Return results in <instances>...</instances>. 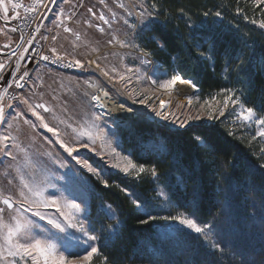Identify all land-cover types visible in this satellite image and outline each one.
I'll return each mask as SVG.
<instances>
[{
	"label": "trees",
	"instance_id": "trees-1",
	"mask_svg": "<svg viewBox=\"0 0 264 264\" xmlns=\"http://www.w3.org/2000/svg\"><path fill=\"white\" fill-rule=\"evenodd\" d=\"M150 1L155 5V24L139 32V45L143 51L151 52L154 67L171 73L179 69L185 77L192 76L200 98L222 88L240 90L241 102L264 116V29L252 23L249 6L241 0ZM205 12L209 13L207 17ZM216 12L221 17H216ZM191 36L216 37L214 61L197 59ZM253 49L256 57L247 65ZM240 52L247 67L238 80L235 71L228 76L223 69L225 62ZM237 63L232 59L228 68L234 70ZM218 117L208 121L214 125L207 141L211 147L194 142V137L201 134L199 130L170 128L145 117L116 127L120 147L129 151L137 164L149 170L155 166L159 178H153L150 171L138 179L108 173L104 178L109 187L105 188L89 177L90 214L104 229L120 222L117 235L101 231V224H96L99 253L92 264H104L105 257L107 264H264V171L249 174L237 166L231 187L224 179L233 172L232 162L237 157H247L256 165L264 163L260 154L264 140H252L254 127L231 121L235 128L229 130L226 117ZM123 187L147 199L155 208L152 215L191 211L185 205L195 201L200 221L214 222L217 228L205 239L186 230L172 232L161 220L140 225L137 217L145 218L144 213L133 211L131 198L120 190ZM161 191L167 201L158 196ZM109 204L117 213L114 219H108L101 210ZM213 242H221L222 250L213 249Z\"/></svg>",
	"mask_w": 264,
	"mask_h": 264
},
{
	"label": "snow or ice",
	"instance_id": "snow-or-ice-1",
	"mask_svg": "<svg viewBox=\"0 0 264 264\" xmlns=\"http://www.w3.org/2000/svg\"><path fill=\"white\" fill-rule=\"evenodd\" d=\"M43 2L44 0H33L30 5H25L16 2V0H0V13H2V17L0 18L4 21L17 19L20 17L19 9L23 8L25 13L30 14L35 12ZM49 2L55 3L56 0H49ZM63 2L64 4H68L69 0H63ZM101 3H103V0H101ZM254 3L258 6L264 4V0H254ZM118 7L124 9L127 16L131 17L133 15V12L123 2H120ZM139 7L142 9L138 12L139 22L142 25L140 30L142 31L144 28L155 24V17L153 13L148 12L144 8L142 3ZM239 11L237 9V12ZM88 12L95 15L92 8H89ZM208 15V12L204 13L205 17ZM215 15L216 17H221L220 12H216ZM113 16H115V13H113ZM71 18V16L65 17V19ZM98 18L105 24L109 23L103 15H100ZM57 19H59V16ZM84 23L90 24L89 21H85ZM252 23L258 24L260 29H264V19L253 20ZM62 24L63 22L61 21V24H58L57 27H60ZM124 24L133 29L137 27L136 24H129L127 19H124ZM12 31H16V29H12ZM35 31L39 32L40 29L36 28ZM64 31L72 32V29L64 26ZM99 31L103 32L104 29L99 28ZM193 31L195 32L197 29L194 28ZM73 35H75L77 40L80 39L79 33H73ZM42 38L45 40L48 39V37ZM51 39L55 41L57 37L52 36ZM190 40L191 47L195 49L198 60L214 61L217 50L216 37L191 36ZM113 42L121 47L129 46L124 40L118 39L116 36H112L107 41L108 44H113ZM28 43L32 44L33 40H29ZM157 44L163 47L159 41H157ZM205 44L208 45L207 48L204 47ZM245 45L247 46L246 41ZM28 50L25 48L24 51L27 52ZM93 51L95 52L97 49H93ZM50 52L51 56L42 55L40 59H51L53 63H63L65 57L62 54H58L56 48L50 49ZM15 55L16 53L13 52L12 56ZM143 55L147 57L149 53L144 52ZM242 55L243 53L240 52L235 57H231L225 62V68L223 69L227 72L228 76H231L232 72L235 71L238 80L240 74L246 72L247 65H251L256 57L255 50L253 49L246 65L241 59ZM19 58L25 59L23 53L20 54ZM100 59L97 56L96 59H91L88 63L89 65L95 64L96 68L101 69V64L98 62ZM103 59L106 60L107 57L105 56ZM232 59L238 61L234 70L228 68V64L231 63ZM121 60H123V57H121ZM261 60L264 62V53L261 54ZM142 63H147V61H142ZM68 66L80 68L84 65L80 59H75L74 61H70ZM262 70H264V67H262ZM8 71L9 69L6 67V64L0 62V81L5 80L3 73ZM18 71L19 67L17 66L16 69L11 70V75L16 76ZM101 71L104 76L110 77L112 80H118L121 85H125V81H127V84L132 83L131 76L124 75V72L133 75H136L137 72V70L124 65H121L119 69L113 66L108 70L101 69ZM153 75L168 76V73L159 72L158 68H154ZM26 77H29L27 71L20 75L19 79L7 80V86L0 90V164H3L5 159L8 160L3 172L6 183L0 186V264H92L93 257L99 253V248L95 243L99 239L98 235H96V224H101V231L106 230L110 235H117L120 222L117 220L115 225H110L108 229H104L103 224L90 214L87 193L92 190V187L88 183V180L81 174L80 169L59 164L61 168L67 167V171L60 178L64 181L60 187H57L56 184L51 183L50 179L44 177V173L47 171L45 162L34 159L28 147L24 146L20 140V135L23 131L20 120H22L23 125H26L31 130V132L25 133L27 138L34 139L35 137L32 135V132L37 128L44 129L46 133L51 134V137L44 136L46 143L58 145L77 165H80L88 173L96 176L105 188L109 187L108 180L87 159L79 158L77 146L80 145L88 148L89 145H96L99 140L101 150H103L105 142L108 143L109 147H111L112 142L106 141L105 133L99 128L97 121L101 117L98 114L92 113L89 115L85 113L78 121L74 120L70 115L67 118L60 119L57 116L56 107L49 106L43 100L39 103H33L30 98H25L24 96L19 97L20 103L25 108L21 111H15V114L9 118L7 111H11L13 105L8 104L5 106L2 102L4 96L8 94L9 88L13 84L16 88L22 89L24 85L21 82ZM178 82L190 85L192 89L193 95L185 97L187 105H176L178 108L187 107L189 114L181 118L174 112H166L163 110L166 102L161 101L160 110L153 109L156 117H160L163 120H169L171 118L173 123L178 124L179 128L184 131H188L189 129L199 130L201 134L194 137V142L211 147L207 141L208 137L214 132V125L205 121L203 117L207 116L209 120L219 119L214 113L219 112L220 115H223L229 104H231L233 107L238 106L239 108L237 113L238 120L247 122L248 125L253 123L256 125L255 135L252 137V140H256L257 138L264 140V116L257 118L256 110L241 102L240 95H238L240 90L234 88L220 89V93L217 95H223V107L214 108L209 100H204V103L200 105V109L207 108V111L201 112L200 109H197V114L193 115L191 113L196 108V103H199L198 97L194 103V95L199 91V88L192 76L185 79L179 69H173L170 77L160 83V87L166 89L174 88ZM156 83L157 81L153 79L152 84ZM85 84L92 87L89 81H85ZM84 95L87 96L88 93L85 92ZM102 95L107 97L108 92L103 91ZM52 99L56 100L57 97L53 95ZM91 100L98 104L101 96L91 95ZM149 100L150 98L146 97L138 102L140 104H146ZM211 100L216 101L217 97L212 96ZM41 110L44 114H42ZM60 111L67 113L68 110L66 106L61 105ZM128 112L130 113V118H138L141 115L140 112L133 108H129ZM27 113H30L31 117L35 119L27 118ZM46 114L51 115L52 120L55 121L54 124L49 123ZM196 121H201V123L197 124L195 123ZM53 137L54 139H52ZM85 140L87 141L86 143L84 142ZM116 145L117 147L120 146L119 138L116 139ZM93 151H95V148H93ZM260 154L264 156V147L260 149ZM42 155L47 156L48 161L52 164L59 163L51 151H46ZM109 155L124 161L123 167L119 163L114 166L126 175H134L138 179L141 174L150 171L153 178H159V173L155 166L149 170L144 164L137 165L130 158L131 153L129 155H122L116 151L115 147H111ZM237 166H239L240 170L248 172L249 174L264 171V163L256 165L247 157H237L232 162L233 172L224 175V179L228 182L229 187H231L232 181L236 177ZM49 189H53V191H49ZM120 190L125 196L131 198L134 212L144 213L145 218L137 217L140 225L149 226L152 221L163 220L171 222L166 227L172 232L183 233L187 229L189 232L205 237V239H207L213 229L217 228L214 222L204 223L200 221L196 214L195 201L191 206L185 205L186 209L191 207V211L177 210L175 214L158 216L150 214L155 208L147 199L142 198L139 194L134 195L126 187ZM158 196L164 197L166 201L168 200V197L162 191L158 193ZM173 207L179 209L180 206L175 205ZM46 209H54L55 211L48 212L45 211ZM101 210L108 219H114L117 216L116 211L110 204L102 206ZM262 227H264V218H262ZM211 247L222 250V243L213 242ZM261 251H264V248ZM104 264H107V257L104 259Z\"/></svg>",
	"mask_w": 264,
	"mask_h": 264
},
{
	"label": "rangeland",
	"instance_id": "rangeland-1",
	"mask_svg": "<svg viewBox=\"0 0 264 264\" xmlns=\"http://www.w3.org/2000/svg\"><path fill=\"white\" fill-rule=\"evenodd\" d=\"M244 5H248L251 12V18L253 20H261L264 19V4L255 5L254 0H241ZM123 2L129 9L133 12L131 17L127 16L124 9L119 8L118 4ZM77 3V6H74ZM87 3H90L88 5ZM144 5V8L147 9L148 12L153 13L155 11V7H153L154 3L150 0H69L68 4H64L63 0H56L55 3L49 2V0H44L42 3L41 11L38 14V28L39 32L36 34V38L40 40V42L45 46L46 49L50 50L52 48H56L58 54L65 55L62 51L69 52H77L82 57L84 56V51L87 49L89 55L87 56V63L91 59H96L99 56L101 59L98 61L101 64V69L108 70L113 66H116L118 69L121 65L137 70L136 75L131 73L124 72L123 74L126 76H131L132 83L127 84L125 81V85H121L118 80H112L110 77H106L103 75L101 69L96 68L95 64L89 65L86 68V65L82 63L84 66L77 68V70L73 71H57L46 65H40L33 67L29 74V81L23 90L20 93V96H24L25 98H30L31 102L39 103L43 100V102L48 103L49 106H55L57 109V116L60 119L67 118V116H72L74 120H79L85 113L89 115L92 113L98 114L101 119L97 121L99 128L103 130L106 135V141H111V147H115L117 152H120L122 155H129V151L123 150L120 146L117 147L116 139L118 138L117 126H123L121 124H125L135 118L130 119L129 121L121 122L118 119L120 113L115 109L117 105L116 102H121L130 106L131 108L137 110L141 113L140 118L145 117L147 119L153 120L159 124L168 126L170 128H179L178 124H174L172 119L163 120L160 117L155 116V112L153 109L160 110V102H166V106L163 109L166 112H174L177 116L183 118L188 115L187 107L178 108L177 104L187 105V101L185 99L188 95H193L192 89H182L175 90L174 88L166 89L161 88L160 83L169 78L172 74L171 72H167L168 76L163 75H153L154 66L156 62L152 57H150V51H143L139 45L140 38V29L142 25L139 22L138 12L141 11L139 5ZM86 8L87 18L84 19L80 16L83 12V9ZM92 8L93 13H89L88 9ZM75 13V15H73ZM115 13V16H113ZM103 15L106 20L109 21L108 24H105L103 21L99 20V16ZM59 16V19L57 17ZM71 16V19H67L60 27H57L58 24H61V21H64L65 17ZM18 19V18H17ZM84 19V21H83ZM124 19L129 21V24H136L137 27L135 29L130 28L128 25L124 24ZM16 19H10V21H6L7 24H11L13 29L16 26ZM55 21V23H54ZM85 21L90 22L91 27H87L84 29ZM3 22V21H0ZM70 26L72 32H67L68 36H75L73 33H79L80 38H85L93 42V44H87V46H81L78 42L75 45H70L66 42H56L51 39L52 36L58 35L59 31L64 29V26ZM116 25V27H114ZM4 26V25H1ZM88 26V25H87ZM99 28H103L104 31L100 32ZM18 31V28L16 26ZM45 31V32H44ZM116 36L118 39L124 40L128 47H121L120 45L113 42V44H108L107 41L112 37ZM0 37H6L5 33H0ZM42 37H48L47 40ZM19 39V40H18ZM20 41V33L18 31V38L16 31H13L12 42L10 43V47L14 46V44ZM4 41V40H2ZM7 43V44H8ZM17 43V45H18ZM16 45V46H17ZM8 48V49H9ZM16 48V47H15ZM7 49V50H8ZM93 49H103L101 52H97L95 56H91L94 51ZM21 53L24 55V49L22 48ZM144 52L149 53L147 57L143 55ZM4 54V53H0ZM67 56V57H66ZM64 56L68 58V55ZM107 59H103L104 57ZM123 57V60H121ZM69 59L74 61L76 58L69 56ZM22 60V59H20ZM147 61V63H142V61ZM166 72V71H159ZM9 73H6L8 75ZM114 75V74H111ZM139 77V79H137ZM188 79L189 77H185ZM155 79L157 81L156 84H152V80ZM85 81H89L92 84V87H89L85 84ZM174 89V90H173ZM100 91H107L108 95L111 99H114L116 102H112L110 98L103 97L102 92L100 94L101 101L105 104L106 107L109 108V115H104L101 109L102 104H97L96 102L91 100V95H96ZM87 92L88 95L85 96L84 93ZM220 92H214L209 97L200 98L197 96V92L194 95V103L196 98H199V103H196V108L193 109V115L197 114V109H200V105L204 103V100H209L213 107H223V95H217ZM42 94V95H41ZM55 95L57 97L56 100L52 99V96ZM212 96H216L217 100L212 101ZM146 97L150 98L149 102L146 104H140L138 101L145 99ZM15 99L11 102H5V106L8 104L13 105V109L11 111H7V115L10 118L15 114V111H21L25 108L23 104L20 103L19 99ZM110 101V102H109ZM100 102V101H99ZM219 102V103H217ZM102 105V107L104 106ZM17 105H19L17 107ZM64 105L67 107V113H63L60 111V106ZM121 107V106H120ZM111 110L117 114H112ZM201 112H206L207 108L200 109ZM239 111L238 106L233 107L229 104L228 108L225 110L223 115H220L219 112H215L216 116H225L228 122V129L233 130L235 126L230 124L232 122H242V126H252L256 129V125L253 123L248 125L247 122L241 121L237 119V113ZM42 112V110H41ZM125 112H128L125 111ZM42 114H44L42 112ZM47 119L50 124H54L55 121L52 120L51 115L46 114ZM261 116L257 115V118ZM27 118L35 119L31 117L30 113H27ZM130 118V117H129ZM203 119L205 121H210L207 116H204ZM115 121V123H114ZM201 122V121H199ZM38 123V122H37ZM237 124V123H236ZM20 125L23 129L20 140L24 146L28 147L29 152L33 154L34 159H39L41 162H45V167L47 171L44 173V177L50 179L51 183L56 184L57 187L64 182L60 179L64 172L67 171V167H72L74 169H80L81 174L88 180L90 184V178H93L97 181H100L96 176L87 172L86 169H83L80 165H77L74 160L68 157L67 153H65L62 149L59 148L58 145L48 144L44 140V136L47 135L51 137L50 133H46V131L42 128H37L32 135L35 137L34 139L27 138L25 133L31 132L30 129L26 125H23L22 120H20ZM54 139V137L52 138ZM87 142L86 140L84 141ZM79 158L87 159L93 167L97 168L98 171L101 172L102 176L105 177L108 173L118 174L123 177H132L134 175H126L119 168H116L114 165L119 163L121 167L124 165V161L119 160L113 156H110L111 147H109L108 143L105 142L103 146V150H101L100 141H97L96 145H89L88 148L78 145ZM95 148V151H93ZM46 151H51L55 158L58 159V164H52L48 161L47 156H43L42 153ZM134 163L137 164L136 161L130 156ZM8 163V160L5 159L3 164H0V186H2L6 181L3 177V172ZM59 164L67 165V167L61 168ZM139 165V164H137ZM91 185V184H90ZM49 191H53V189H49ZM89 193H87V198L89 201ZM45 211L54 212V209H46ZM175 214V213H174ZM163 225L166 228L168 224L171 222L163 221ZM188 231L187 229H185ZM98 241L95 243L97 244Z\"/></svg>",
	"mask_w": 264,
	"mask_h": 264
},
{
	"label": "built area",
	"instance_id": "built-area-1",
	"mask_svg": "<svg viewBox=\"0 0 264 264\" xmlns=\"http://www.w3.org/2000/svg\"><path fill=\"white\" fill-rule=\"evenodd\" d=\"M16 2L25 4V5H30L33 2V0H16ZM41 7H42V4L37 8L35 12L30 13V14L25 13L23 8L18 10L20 12V17L16 19L15 21H16V26L18 28V31L20 33V41L18 45L16 46V48L13 49L12 51L8 52L7 54H0V62L5 63L6 67L9 69V71L6 72V73H9L8 75H6V73H3V75H5V80L0 81V90H2L3 87L7 86V80L19 79V76L22 75L25 71H27L30 74L32 68L36 66L46 65L54 70L63 71V72L77 70V67L68 66L69 62L72 61L69 58H65L63 63H53L51 59L49 60L40 59V56L42 55L51 56L50 50L46 49L45 46L40 42V40L36 38L37 32L35 30L36 28H38L37 17H38L39 12L41 11ZM29 40H33V43L29 44L28 43ZM22 48L24 50L25 48L29 50L27 52L24 51L25 59L20 60L19 57H20V54H21L20 51ZM13 52L16 53L15 56H12ZM9 57H11V59H9ZM17 66L19 67V71L17 72L16 76H12L11 70L16 69ZM28 79L29 77H26V79L21 82L24 85V87L28 83L29 81ZM23 88L22 89L16 88L15 85L13 84L11 88H9L8 94L4 96V99L2 102L3 103L11 102L17 99L21 91L23 90ZM110 100L114 103L116 102L114 99L110 98ZM116 103L119 106L125 107L127 110L131 108L130 106L123 104L121 102H116ZM101 109L104 115H109L108 107L104 105L103 107L101 106ZM111 113L115 114L112 110H111ZM122 115L125 116L124 114L117 115L119 116L118 119H120L121 122L129 121L130 119H132V118H127V117H122Z\"/></svg>",
	"mask_w": 264,
	"mask_h": 264
},
{
	"label": "crops",
	"instance_id": "crops-1",
	"mask_svg": "<svg viewBox=\"0 0 264 264\" xmlns=\"http://www.w3.org/2000/svg\"><path fill=\"white\" fill-rule=\"evenodd\" d=\"M74 1L77 2V0H74ZM87 4L90 5V3H87ZM74 6H77V3H75ZM82 12L83 13L80 16H82L84 19H88L87 18L88 14H87L86 8H84ZM0 16L2 17V13H0ZM84 19H83V21H84ZM66 20L67 19L64 18V21H62V22H65ZM8 21H10V20H8ZM1 25H4V26H1ZM83 25H84V29H86L87 27H91L89 24H83ZM14 27H15L14 29H16V26H14ZM67 27L70 28L69 25ZM114 27H116V25H114ZM12 29H13V26L11 24H7L6 21L3 20V22H0V33L3 32L6 35L5 39L0 37V53L7 50L10 47V43L12 42V35H13ZM16 34H17V38H18L17 29H16ZM2 40H4V41H2ZM6 40H8L10 43H8ZM56 42H66L70 45H75L78 42V44H80L81 46H87V44H93L92 41L87 40L85 38H80L79 40H77L75 36H72V37L68 36V33L65 32L64 29L59 31V33L57 35ZM102 50L103 49H97V51H99V52H101ZM62 53L65 54L64 56L68 55V58H69V56H71L73 58L80 59L82 61V63H84V65L88 64L86 61L87 60L86 58L89 55V52L87 51V49H85V51L83 53L84 54L83 57L80 54H78L77 52L62 51ZM96 54H97V52H94L91 56L93 57ZM88 67H89V64L86 65V68H88Z\"/></svg>",
	"mask_w": 264,
	"mask_h": 264
},
{
	"label": "bare ground",
	"instance_id": "bare-ground-1",
	"mask_svg": "<svg viewBox=\"0 0 264 264\" xmlns=\"http://www.w3.org/2000/svg\"><path fill=\"white\" fill-rule=\"evenodd\" d=\"M191 89L190 85H187V84H182V83H177V85L175 86V90L176 91H180L182 89ZM174 90V89H173ZM102 91H100L99 93H97L96 95H100ZM104 97V96H103ZM110 102V101H109ZM100 104H104L103 101L100 100L99 102ZM105 105V104H104ZM107 106V105H106ZM120 114H124L125 116L122 115V117H127L129 118L130 117V113L129 112H125L127 109L125 107H120V106H116L115 108Z\"/></svg>",
	"mask_w": 264,
	"mask_h": 264
},
{
	"label": "water",
	"instance_id": "water-1",
	"mask_svg": "<svg viewBox=\"0 0 264 264\" xmlns=\"http://www.w3.org/2000/svg\"><path fill=\"white\" fill-rule=\"evenodd\" d=\"M0 17H1V16H0ZM0 20L3 21L2 18H0ZM18 40H19V39H18ZM18 40H17V42L14 44V46H12V47L9 48L8 50H5V51H3V52H1V53L7 54L8 52H10V51H12L13 49H15V47H16V45H17V43H18Z\"/></svg>",
	"mask_w": 264,
	"mask_h": 264
}]
</instances>
